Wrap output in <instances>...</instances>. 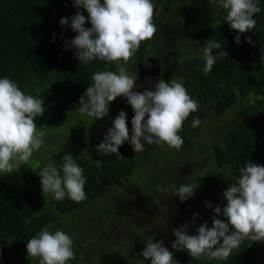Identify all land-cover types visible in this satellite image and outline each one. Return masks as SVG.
I'll use <instances>...</instances> for the list:
<instances>
[{"label":"trees","instance_id":"trees-1","mask_svg":"<svg viewBox=\"0 0 264 264\" xmlns=\"http://www.w3.org/2000/svg\"><path fill=\"white\" fill-rule=\"evenodd\" d=\"M218 2L152 0L157 31L152 39L141 43L138 51L145 46L146 53L157 58L164 68L165 81L182 82L188 94L198 101V110L190 114L178 132L183 145L178 150L172 148L174 155L196 153V143L191 135L200 133L201 127L190 125L193 119L200 118V107H212L218 117L237 107L236 125L228 130L222 141L207 143L212 147L211 174L237 180L245 161L264 165V63H261L264 56V0H258L260 12L253 17L257 21L256 27L243 34L230 28L225 20L226 11L218 6ZM158 6L165 9L161 18L155 14ZM77 11L85 17L88 15L83 7H73L72 0H0V78H10L26 94L43 100L46 111L36 117L38 132L62 128L65 131L74 125L88 137L83 151L74 148L52 151L51 146L45 145L37 151L41 158L36 160L37 157L32 155L27 164H21L12 173L0 172V237L8 242L15 264L37 263V258L28 257L26 243L45 226L51 232L59 229L72 238L75 258L67 264L127 261L128 252L111 246L105 239V228L92 223L85 214L91 209L99 211L95 204L107 200L113 193V189L103 182L130 179L138 173L140 166H147L152 160L153 163L145 167L146 171L154 170L151 176L148 174L145 180V174L141 173L138 181L144 191H152L156 186L161 193L159 189L166 187L167 178L179 164L162 155L155 144L151 149L145 148V152L136 153L127 141L119 148L121 154L102 155L95 150L120 111L126 113L131 135L134 112L126 98L118 97L110 103L109 113L102 119L94 120L80 114L79 98L92 83V74L116 71V66L100 60L80 64L76 50L69 43L77 35L70 27L71 20L66 26L59 23L62 17H71ZM85 27H91L87 20ZM168 28L175 29L170 36L165 34ZM183 29L190 31L187 37H179ZM238 34L241 37L239 44L234 40ZM247 37H251V44L246 42ZM189 40L195 52L194 47L189 46ZM208 40L219 42L221 47L213 49L216 62L212 71L205 75L202 49ZM66 43L69 44L67 50ZM138 51L125 65L128 73L134 76H139ZM223 51L227 52V57L222 55ZM66 153L77 159L84 170L86 199L81 202H74L67 196L56 201L51 194L42 193L39 170L53 161L59 167ZM162 169H166L163 176ZM190 185L202 191L205 199L215 202L214 198H217L226 203L223 193L214 192L208 185L198 187L195 182ZM99 213L105 221L108 213ZM249 243L243 241L227 260L195 259L187 251H176L173 256L176 264H264V242L251 243V246ZM0 264L6 263L0 258ZM135 264H140V259Z\"/></svg>","mask_w":264,"mask_h":264},{"label":"clouds","instance_id":"clouds-1","mask_svg":"<svg viewBox=\"0 0 264 264\" xmlns=\"http://www.w3.org/2000/svg\"><path fill=\"white\" fill-rule=\"evenodd\" d=\"M72 3L73 7H83L87 17L77 11L71 17H62L59 23L66 26L71 20L70 27L77 35L69 43L76 50L80 64L100 60L116 66V71L92 74V83L79 98L80 114L94 120L102 119L108 115L110 103L118 97L126 98L134 112L131 135L126 113L120 111L95 150L102 155L120 153L119 148L126 141L135 153L144 151L145 143L178 150L183 145L178 132L190 114L198 110V101L188 94L182 82L175 79L167 82L159 79L152 86L151 77H148L146 82L152 86L151 90L134 91L139 87L137 76L130 75L125 67L141 43L152 39L157 31L152 0H103L102 3L101 0H72ZM218 6L226 11L225 20L230 28L239 34L256 27L257 21L253 17L260 12L258 0H219ZM86 20L91 27H85ZM239 34L234 37L237 44L240 43ZM246 42L251 44V37H247ZM68 47L66 43L65 49ZM220 47L215 40H208L203 47L202 71L205 75L212 71L216 62L213 49ZM222 55L227 57L228 54L223 51ZM261 63H264V56ZM43 103L22 91L10 78H0V172L10 174L21 164H27L33 152L43 146L44 133L38 132L36 126V117L46 111ZM201 123L197 117L190 127L196 128ZM61 161L59 167L53 161L39 170L42 193L51 194L56 201L65 196L74 202L83 201L86 199L83 168L70 153L63 155ZM239 172V178L223 192L226 200L223 207L213 208L210 202L206 204L213 208L212 226L204 222L195 227L198 214L193 213L191 223L196 234L188 233V223L172 228L176 238L173 249L187 251L195 259L227 260L245 240L250 242L249 246L264 242V165L245 161ZM196 189L182 183L173 187L172 193L184 202ZM145 245L141 253L143 261L176 264L173 252L164 246L163 240H150ZM26 251L28 257L38 259V264H67L75 258L72 238L59 229L51 232L48 226L27 241Z\"/></svg>","mask_w":264,"mask_h":264},{"label":"rangeland","instance_id":"rangeland-1","mask_svg":"<svg viewBox=\"0 0 264 264\" xmlns=\"http://www.w3.org/2000/svg\"><path fill=\"white\" fill-rule=\"evenodd\" d=\"M205 2L206 0H199ZM210 2V0H207ZM164 8L158 6L155 10L156 16L162 17ZM170 28L165 30V34L170 36L172 33ZM190 33L188 30H181L179 37H187ZM177 35V36H178ZM189 46L191 48L194 45L189 40ZM195 47L193 48V52ZM237 107L232 112L223 117L215 115L212 107H200V133L192 134L191 139L196 143V153L188 156L174 155L173 149L168 148L167 145L159 146L162 155L170 158V161L179 163L176 167V171L166 180V191L158 192L157 187L153 186V190L144 191L138 180L141 179L140 174L151 176V171H146L145 167L150 166L153 161L149 160L147 166H140L138 173L132 175V180L125 179L123 181L103 182L106 186L113 189V196H108L107 200L96 203L95 209H91L87 214L93 215L91 218L87 216L92 223H97L100 227L105 228V239L111 244V246H118L122 250H126L129 254L127 261L120 260L118 264H135L136 260L140 259V264H150V260L143 261L144 258L141 255L145 248V244L150 240L156 239L157 241L163 240L164 246L176 254V250L172 248V243L176 239L171 229L179 227L185 223H188V233L195 235V227L200 226L204 222H207L209 227L212 226V217L214 212L209 215V212L216 206L223 207L226 203H222L219 199L214 198L215 202L204 198L203 192L197 189L192 197L184 202H181L178 197H175L172 193V188L179 186L182 183L192 184L195 182L198 187L206 185L209 186L214 192L223 193L224 188L229 184L234 183L236 180L231 176H218L212 175V147L208 146L210 143H218L227 134L228 130L236 123ZM238 122V121H237ZM72 125L71 127L59 130H48L44 133L43 140L45 145L51 146L50 150L65 149V151H71V148L78 151H83L84 146L87 145L88 137L84 134L85 131ZM82 130V131H80ZM84 135V136H82ZM146 144V143H145ZM147 146V145H146ZM145 146V148H146ZM148 147V146H147ZM142 152H145L142 151ZM36 160L41 158L37 154V151L33 152ZM84 155V153L82 154ZM45 158L42 156V159ZM165 158V157H164ZM163 158V159H164ZM148 172V173H147ZM166 172V169L160 170L161 175ZM143 176V175H142ZM202 182H205L203 184ZM211 203L213 208L206 207L207 203ZM124 203V205H123ZM95 210V211H94ZM105 211L108 213L106 220L103 221V217H100L99 212ZM193 213H197L195 218V227L191 223L193 220ZM222 219H225L221 216ZM210 219V220H209ZM105 223V224H104ZM0 258L6 264H15L12 253L7 241L2 240L0 237ZM38 264V260L36 261Z\"/></svg>","mask_w":264,"mask_h":264},{"label":"flooded vegetation","instance_id":"flooded-vegetation-1","mask_svg":"<svg viewBox=\"0 0 264 264\" xmlns=\"http://www.w3.org/2000/svg\"><path fill=\"white\" fill-rule=\"evenodd\" d=\"M175 32V29L172 30ZM172 32V33H173ZM147 49L145 46L142 47L140 51H138L136 55V60L138 62L137 67H138V75L137 76V85H138V80H140L143 84L142 86H139L137 88H134V91H143L145 88H149L151 90V87L154 86L156 82H158L159 79H163L164 76V68L161 66V63L157 58H155L153 55H148ZM173 74V73H170ZM167 74L166 76H168ZM148 77H151L152 80V86H150L146 80ZM147 144H145L146 146ZM154 145V144H153ZM148 146V147H147ZM146 149H151L152 145H147Z\"/></svg>","mask_w":264,"mask_h":264},{"label":"water","instance_id":"water-1","mask_svg":"<svg viewBox=\"0 0 264 264\" xmlns=\"http://www.w3.org/2000/svg\"><path fill=\"white\" fill-rule=\"evenodd\" d=\"M142 84H143V83H142L140 80H138V85H139V86H142Z\"/></svg>","mask_w":264,"mask_h":264}]
</instances>
